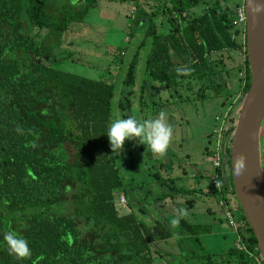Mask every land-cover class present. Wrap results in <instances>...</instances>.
<instances>
[{
    "label": "trees",
    "instance_id": "obj_1",
    "mask_svg": "<svg viewBox=\"0 0 264 264\" xmlns=\"http://www.w3.org/2000/svg\"><path fill=\"white\" fill-rule=\"evenodd\" d=\"M57 1L0 0V264H156L152 245L168 243L173 233L198 247L200 237L211 234L212 223H198L191 216V197H212L217 207L220 200L228 205L237 224L236 242L218 253L181 252L173 255L175 261L256 264L255 257H260L256 239L234 199L230 148L224 149L228 176L222 168H211L206 191L180 184L172 159L170 169L162 160L155 161L154 193L148 184L136 187L134 179L126 177L120 164L125 158L113 155L107 137L110 123L117 119L111 114L114 85L59 70L62 59L54 55L70 25L84 22L91 9L88 0L80 5ZM158 1L149 10L137 4L134 11V26L144 24L145 37L153 39L145 82L161 83L177 98L184 82H201L200 92L193 100L187 96V102L218 97L223 98L222 106L230 102L234 107V100L240 101L250 87L245 33L233 27L234 7L243 0H233L232 7L221 0ZM200 4L205 11L192 12ZM162 18L170 26L166 33L156 29L155 20ZM30 28L47 30L39 44L29 36ZM236 51L244 52L243 63L225 69L223 54ZM133 57L118 100L122 117V112L132 109L130 88L136 84L138 50ZM46 60H53V65L44 64ZM220 70L232 75L231 80L204 86L202 81ZM143 87L142 83L137 112L157 111L162 103H147ZM213 152L206 146L203 155L207 158ZM203 174L200 180L206 178ZM214 175L219 187L211 183ZM120 195L127 200L129 214L119 215L116 210ZM167 199L177 208L182 201L190 214L176 227L170 223L173 214L163 209ZM150 211L155 219L149 218ZM8 231L28 241L30 258L9 255L3 240ZM237 242L243 249L237 248ZM157 250L159 258L171 256Z\"/></svg>",
    "mask_w": 264,
    "mask_h": 264
},
{
    "label": "rangeland",
    "instance_id": "obj_2",
    "mask_svg": "<svg viewBox=\"0 0 264 264\" xmlns=\"http://www.w3.org/2000/svg\"><path fill=\"white\" fill-rule=\"evenodd\" d=\"M146 1H148L147 5H144ZM158 2V0H154L153 3H150L149 0H88L87 3L91 9L84 22L70 25L68 30L63 33L60 45L57 47L58 49L54 50L55 57L62 59L60 66H57L59 70L114 85V95L111 101V114L113 117L126 118L134 114L138 119L144 120V118L155 117L160 111L166 113L168 122L173 126L174 136L164 156H151V153H149L148 157L144 160V150L141 148L145 145H138L136 140H126L120 154V157L125 158L120 164L125 167L126 177L129 179L133 178V184L136 187L140 184H148L149 191L153 193L156 191V182L151 175L155 171V167L157 166L155 161L158 159L166 164L167 169H170L169 160L172 159L174 163L173 173L181 176V178L183 177V182L179 183L187 188L198 187L194 178V175L198 172L197 167L201 166L202 168L206 165L208 167L210 164V158H205L203 155L204 148L208 146L210 150H214L217 136L216 131L221 130L220 128L222 127L220 126V122L214 121L215 117L224 119L223 117L226 116V124L224 123L222 129H225L226 143H228L229 138L232 139L235 123L244 97L240 101L234 100L235 106L230 112L231 106L227 108L220 106L223 98L217 97L207 101L194 100L189 102L184 100L185 98L187 99L186 96L193 100L200 88V84H202L201 82L190 81L189 85H186L185 82L183 83V88L181 87L182 90L180 91L183 103L179 101L176 94H170L163 84L145 82L144 68L145 61L150 52L151 38L145 37L144 24L134 26V11L137 4H141L149 10L153 6L157 7L159 5ZM221 2L228 7L235 5V1L233 0H221ZM57 3L59 5L62 3L80 5L84 4L85 0H58ZM205 8L204 4H200L192 12L203 13ZM155 24L160 32L161 30L167 31L170 27L166 18L156 19ZM28 34L39 44L47 34V30L32 28ZM137 50L136 84L130 88L132 98L134 96L132 109L122 112V117L118 108L122 82ZM222 57L225 69H230L233 65L243 63L245 54L242 51H236L229 54L224 53ZM213 58L216 60L218 56L213 55ZM44 64L52 66L53 60H46ZM223 72L220 70L214 76L209 75L205 81H202L204 86L210 85L214 81L220 85L223 84L224 80L229 82L232 75L230 76ZM142 83L144 85L143 97L147 103H162V107L157 108L155 112L151 111V109H144L145 111L142 113L137 112L139 108L137 97ZM170 95H172V99ZM176 101L177 103H175ZM231 119L234 120L232 125L230 124ZM227 122L229 123L227 124ZM211 133L213 135L211 138L209 137L210 142H208V136ZM260 153L264 168L263 133L260 139ZM179 165L181 170L182 168L186 170L187 176L182 175ZM161 174L165 176L164 172H161ZM206 181H204V184ZM123 197L125 198V196ZM118 200L116 204L118 214H129L130 210L126 198L125 204L119 205ZM136 200L138 199L136 198ZM189 201L194 206L191 209L192 211L190 210V213L193 212L191 216L196 217L194 219L195 222L213 224L211 234L201 236V246L198 247L192 240H183L182 236H177L173 233L168 243L152 245L151 249L154 251V254L152 253L153 259L156 264H182L180 261H175L177 258H174L173 255L181 252L183 254L192 252L218 253L223 248H228L235 244L236 236L234 229L226 224V220L221 214L222 211L217 207L214 198L197 197L195 199L191 197ZM178 204L182 207L181 205L184 203L178 201ZM163 209L168 211L169 214H174L177 207L167 199L163 204ZM207 210H210L212 215H209L206 212ZM148 216L151 219L157 217L153 211H150ZM178 232H180L179 229ZM155 250L161 253H169L171 256L165 255L163 258H159Z\"/></svg>",
    "mask_w": 264,
    "mask_h": 264
},
{
    "label": "water",
    "instance_id": "obj_3",
    "mask_svg": "<svg viewBox=\"0 0 264 264\" xmlns=\"http://www.w3.org/2000/svg\"><path fill=\"white\" fill-rule=\"evenodd\" d=\"M246 16L245 47L250 87L244 95L230 145V176L234 196L264 262V168L260 139L264 134V0H243ZM246 157V168L236 176L235 160Z\"/></svg>",
    "mask_w": 264,
    "mask_h": 264
},
{
    "label": "clouds",
    "instance_id": "obj_4",
    "mask_svg": "<svg viewBox=\"0 0 264 264\" xmlns=\"http://www.w3.org/2000/svg\"><path fill=\"white\" fill-rule=\"evenodd\" d=\"M254 11H264V5L258 4ZM190 72L191 69H185V73ZM17 131L20 130L18 129ZM173 136V126L168 122L164 111H160L155 117L144 120L138 119L134 114L126 118H117L110 123L107 130V137L113 155L119 156L121 154L126 140H136L138 145L146 146L143 154L144 160L149 153H151V156H164L173 140ZM245 168L246 157L240 155L235 160V175H242ZM220 183L219 180L216 181L217 187L220 186ZM189 215L187 208H177L170 221L171 226H178L180 221L188 218ZM3 240L7 245L9 255L15 259L24 260L31 257L32 253L28 241L18 236L14 231L6 232Z\"/></svg>",
    "mask_w": 264,
    "mask_h": 264
},
{
    "label": "built area",
    "instance_id": "obj_5",
    "mask_svg": "<svg viewBox=\"0 0 264 264\" xmlns=\"http://www.w3.org/2000/svg\"><path fill=\"white\" fill-rule=\"evenodd\" d=\"M233 27L234 29L240 30L242 31V33H245V29H246V16H245V10H244V3L242 2L240 5L235 6L234 7V19H233ZM224 119H222L221 117H215V120L217 122H220V126H224L225 119L226 116L223 117ZM229 122H227L228 124ZM222 127L220 128L221 130L216 131V142H215V148H214V152L213 155H211L209 158V163L212 169H224V175L228 176L227 174V170H228V166H227V157L224 153V149L228 147V145H225V129L223 130ZM230 148V147H229ZM217 176L214 175L211 178V183L215 186L216 185V181H217ZM118 204H125V198L123 196L120 197V199L118 200ZM219 207L223 208V215L224 218L228 224L229 227L233 228L234 230L237 227L236 221L233 217V213L231 212L229 206L225 205L224 202L222 200L219 201ZM237 248L239 250L243 249V246H240V243L237 242ZM255 262L256 264H262L261 262V257H255Z\"/></svg>",
    "mask_w": 264,
    "mask_h": 264
},
{
    "label": "crops",
    "instance_id": "obj_6",
    "mask_svg": "<svg viewBox=\"0 0 264 264\" xmlns=\"http://www.w3.org/2000/svg\"><path fill=\"white\" fill-rule=\"evenodd\" d=\"M198 14H201V13H198ZM160 27V26H159ZM156 29H157V32L159 33L160 32V30H159V28L158 27H156ZM166 30H161V32H165ZM166 32H168V30L166 31ZM165 32V33H166ZM151 38V37H150ZM152 43H153V39L151 38V46H150V52H151V48H152ZM149 52V53H150ZM149 55V54H148ZM201 86H202V84H200V88H199V90H198V92L197 93H199L200 92V89H201ZM182 89H180L179 91H181ZM182 96V95H181ZM180 97V96H179ZM187 97V96H186ZM184 100H186V98L184 99ZM179 101L180 102H182L183 103V100H182V97H180L179 98ZM200 101V100H199ZM207 101V100H206ZM221 103H222V101H221ZM221 103H220V105H221ZM222 106V105H221ZM229 106H232V103L231 104H229V102L228 103H226L225 105H223L222 107H224V108H227V107H229ZM233 107H230V112H231V109H232ZM233 111V110H232ZM231 142V138H229V142L228 143H226V137H225V145H228V147L227 148H229L230 147V145H229V143ZM206 158V157H205ZM198 168V171H199V174H198V172L194 175V178H195V180H196V183H197V185L196 186H198V187H193V188H195V189H201V190H208V186H209V177H210V175L212 174V169H211V166H210V164L208 165V167H207V165L206 166H203L202 168H201V166H198L197 167ZM183 169V168H182ZM179 170H180V172L182 173V175L183 176H187V172H186V174H184L185 173V171L186 170H184V172H183V170H181V168H180V165H179ZM202 173H204L203 175H205L204 177H206L205 179L207 180H205V179H201L200 180V174H202ZM227 174H228V170H227ZM180 177V176H179ZM182 179H183V177H182ZM204 181H206V183L204 184ZM181 182H183L182 180H181Z\"/></svg>",
    "mask_w": 264,
    "mask_h": 264
}]
</instances>
